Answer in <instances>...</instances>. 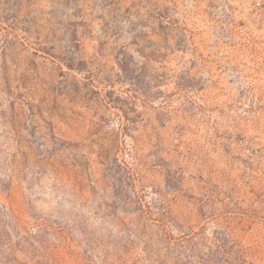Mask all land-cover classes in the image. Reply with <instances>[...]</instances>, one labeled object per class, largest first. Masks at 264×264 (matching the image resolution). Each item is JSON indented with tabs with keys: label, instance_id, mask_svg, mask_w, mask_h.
<instances>
[{
	"label": "rangeland",
	"instance_id": "374dc122",
	"mask_svg": "<svg viewBox=\"0 0 264 264\" xmlns=\"http://www.w3.org/2000/svg\"><path fill=\"white\" fill-rule=\"evenodd\" d=\"M0 264H264V0H0Z\"/></svg>",
	"mask_w": 264,
	"mask_h": 264
}]
</instances>
